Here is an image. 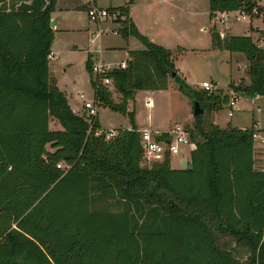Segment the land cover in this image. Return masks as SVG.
<instances>
[{
  "label": "trees",
  "instance_id": "1",
  "mask_svg": "<svg viewBox=\"0 0 264 264\" xmlns=\"http://www.w3.org/2000/svg\"><path fill=\"white\" fill-rule=\"evenodd\" d=\"M18 1L0 3V264H264V170L254 168L253 125L205 128L203 114L195 116L186 127L194 143L189 168L173 169L168 153L141 164L140 131L127 111L137 90L167 89L173 74L192 108L198 101L217 110L228 94L183 82L173 52L137 30L127 0L111 8L122 16L117 32L135 36L144 49L129 51L125 68L90 79L93 104L123 112L131 123L106 139L97 116L74 112L50 74L57 0ZM254 7L261 11L253 0H208L209 19L235 10L253 15ZM211 46L248 61L249 83L231 89L264 95L263 47L216 28ZM53 119L60 127L51 129ZM107 201L118 209L100 207Z\"/></svg>",
  "mask_w": 264,
  "mask_h": 264
},
{
  "label": "rangeland",
  "instance_id": "2",
  "mask_svg": "<svg viewBox=\"0 0 264 264\" xmlns=\"http://www.w3.org/2000/svg\"><path fill=\"white\" fill-rule=\"evenodd\" d=\"M83 1L86 2V7L83 10H79L80 13H77L76 18L78 19V25H80V27H84V29L78 33L75 42L71 41L70 47L72 48L69 50V52L63 53L61 59L59 60L52 59L50 61V74L54 77L56 86L65 95L66 100L72 110L83 109L84 100L93 102V89L90 79L94 77L95 73L92 71L90 73L86 68L88 53H99L102 58L103 51L104 59L109 61L115 60V53H109L110 49H108V51L106 48L107 46L101 48L102 46L100 38L102 37L104 42H106V40L112 42V40L116 39L119 35H115L112 30H118V17H122L119 15V13L113 12L110 8H105L109 12L106 18H102L100 21L92 20L88 16L87 7L88 5H95L94 0L89 4L87 3V0ZM105 2L106 0H102V2L101 0H97L99 6H96L104 8L103 3ZM236 15L232 13L230 18L231 20H234V23H232L230 28V32H232L234 36H252L257 31L264 30V17L261 15L249 17L247 20L241 18L236 19ZM207 20L209 19L206 14H200L192 20H184L183 18L182 22L186 26H189V22H194L195 24L193 25H198L207 22ZM208 25H210L211 31L213 28H216V30H218L221 34L222 32L224 33V30L227 28L220 22L214 21H212V24L208 21ZM226 33L227 32L224 34ZM93 34H95V37H93ZM193 37L194 35H189L188 38L186 36V38L190 41L193 40ZM254 40V43L257 46L264 48V40L261 35L258 34L255 36ZM180 46L184 47L185 45L180 44ZM201 50L202 51L200 52L188 50L182 55H177L176 59L174 60V68L178 77L192 88H201L200 84L202 81H209L214 85V92H222L224 94H228L229 96L231 87H228V84L237 85L242 80V77L244 78L247 73L245 69L246 65L248 64L247 59L241 52H234L231 54L230 59V53L224 51V49L221 48H218V50L222 51L218 52L209 51L210 49ZM118 55L119 53H117V56ZM173 83L174 85H172L168 91L163 93H155V96L152 97V101L154 100L155 103L154 106L152 105L148 107L146 103V98L148 97L147 94L138 93L135 106H132L130 109H139V114L143 120H146L149 113L152 114L154 123H158L157 126L160 128L170 127V130H172L177 125V123L183 125L186 130L187 128L192 127V123L184 122L190 120L192 117L194 120V116L190 115L192 112L189 113L188 109V106H190L188 100L191 102V108L192 101L187 95L179 90L178 84L174 81V79ZM107 86L110 88L112 94L116 92L112 86V83H109ZM80 94H84V98H80ZM112 97L114 98V96ZM115 98L117 97L115 96ZM257 103L264 107V98L257 101L256 105ZM203 109L205 128H207L211 123V114L212 117L218 115L216 118L220 123L219 125L224 126L222 128L227 126L234 127V124L245 125L249 127L250 124L252 125L251 121L253 112L255 111H253L254 108L249 99L241 95L237 101V109H234L232 112L233 115L230 116V125H227V122L225 121L229 111L227 104H223L219 109L215 110L216 112L208 111L206 108ZM84 111L85 110H83V112ZM131 111L134 113L133 110ZM262 112L264 114V110ZM97 119L105 131L116 130L125 124L131 125L127 114L118 110H113L108 106H97ZM58 125L59 124L54 119L51 120V129L60 127ZM188 154L189 146L180 145V154L173 157L174 161H177L176 167H181L179 161L182 158V155L187 156ZM154 161L156 160H142L141 164L150 166ZM100 207L108 210L118 209L113 201L102 202L100 203ZM222 241H225L228 244L227 247L232 246L233 240L230 237H223ZM244 253L245 251L241 250L239 252V256L243 257Z\"/></svg>",
  "mask_w": 264,
  "mask_h": 264
},
{
  "label": "crops",
  "instance_id": "3",
  "mask_svg": "<svg viewBox=\"0 0 264 264\" xmlns=\"http://www.w3.org/2000/svg\"><path fill=\"white\" fill-rule=\"evenodd\" d=\"M256 5L261 9V11L257 14L246 16L245 18H241L240 10L235 11H229L226 13L224 22L221 21H214L209 19V8H208V0H133V3L130 5L129 8V17L132 20V22L135 24L137 30L145 35L151 42L160 45L166 49H169L173 52L174 58L173 62L176 59L177 55L184 54L188 50H192L195 52L202 51L201 49H210L209 51L218 52L222 50H218V48H213L211 46V29L210 25H208V21L212 24V21L214 22H220L222 25L226 26V30H224V34L222 32V37L226 35H233L232 32H230V28L232 26V23H234V20H231L232 13L239 17V19L247 20L249 17L252 16H259L261 15L264 17V0H253ZM3 2V4H6L9 6V4L15 3V7H17L21 1L18 0H0V3ZM102 2V0H101ZM127 0H106L105 3H103L104 8H117L120 6L125 5ZM89 4V2L87 1ZM95 6H99L97 3V0H94ZM86 7V2L83 0H57L55 9L51 13V26L53 28V42L51 45V54L49 56V71H51L50 61L53 60H59L61 59L63 53L69 52V50L72 48L71 41H76V36L79 32H81L84 27H80L78 25V19L76 18L77 13H80L79 10H83ZM89 7V5H88ZM87 7V8H88ZM200 14H206L209 20L207 22L193 25L194 22H189V26H186L183 24L182 19L184 20H192L195 17L199 16ZM220 14V13H218ZM119 28V27H118ZM88 29V28H85ZM115 35L117 36L116 39L112 40V42H109L106 40L100 38L101 42V48L104 46H107V50L110 49L109 53H115L116 58L114 61H109L107 59H104L103 51H102V58L99 53L94 54L92 52H89L88 54H91L92 64H100L107 69L112 68H118L119 64L122 62H127L128 60V52L131 50H141L144 49V45L141 43L139 39H137L133 35H129L126 39L120 34L117 33V30H112ZM261 31H257L254 35H252V39L254 40V37L258 34L263 37L264 40V33ZM189 35H194L193 40H188ZM187 36V38H186ZM93 37H95V34H93ZM262 41V39H261ZM183 42V43H181ZM205 43V44H204ZM180 44H184L185 50L181 52H175L177 47H181ZM204 44L203 46H201ZM224 51H227L224 49ZM230 53L229 51H227ZM117 53L119 55L117 56ZM210 53V52H209ZM234 53V52H233ZM230 53V59L231 54ZM211 54V53H210ZM117 60V61H116ZM246 72L248 69V64L246 65ZM173 77L169 76L168 78V87L164 90H139L135 93L133 99H129L127 102V111L133 110L135 113L134 116V122L137 126V129L139 131L143 129H150L154 132H157L159 135H161L164 132H169L170 127L160 128L158 127V123H154L152 114L149 113L146 120H143L139 114V109L133 108L130 109L132 106H135L136 97L138 96V93L147 94V101L150 100L151 104L149 106H154V100L152 101V97L155 96L156 92H166L174 85L173 83ZM242 80H244L245 83H249V77L246 73L244 78L242 77ZM203 82V81H202ZM228 87H230V84H228ZM141 91V92H140ZM229 91V90H228ZM114 96L113 100L115 102H119L121 95L118 94V92H114L112 94ZM115 96L117 98H115ZM249 99V101L253 105V117H252V125L255 129V137L253 142V159H254V168L256 170L262 171L264 170V133L262 129H264V114L263 110L264 107L262 105H259L256 102L264 98V95H258L255 97H248L244 96ZM80 98H84V94H80ZM89 101V100H84ZM146 101V103H147ZM188 103L190 106H188L189 113L192 112L191 108V102L188 100ZM148 106V107H149ZM255 106V107H254ZM150 109V108H149ZM237 109V108H236ZM84 109H73L74 112L81 114ZM229 110V109H228ZM213 112H216L215 110ZM190 115L193 116L191 113ZM233 115V114H232ZM97 116V114H96ZM218 115H215L212 117L211 114V123L214 125L220 126L218 119L216 118ZM127 120V119H126ZM230 117L227 116L225 118V121L227 122V125L231 124L229 121ZM185 123H193V117L188 120L184 121ZM184 124V123H182ZM177 125H180L177 123ZM192 125V124H191ZM251 126V124H250ZM249 126V127H250ZM101 127V125H100ZM234 127L236 128H249L245 125H237L234 124ZM120 128H126L131 129V125L125 124L124 126ZM119 129V128H118ZM101 130H105L103 127H101ZM117 130V129H116ZM113 130V131H116ZM192 149V148H191ZM189 148V154L186 156L182 155V158L180 159V165L182 160L185 158L188 160L189 163V157H190V151ZM175 155L170 157V165L173 169H181V167H176L177 161H174L173 157ZM173 159V160H172Z\"/></svg>",
  "mask_w": 264,
  "mask_h": 264
},
{
  "label": "built area",
  "instance_id": "4",
  "mask_svg": "<svg viewBox=\"0 0 264 264\" xmlns=\"http://www.w3.org/2000/svg\"><path fill=\"white\" fill-rule=\"evenodd\" d=\"M89 3L93 0H87ZM88 16L90 19L95 21H100L102 18H106L108 16V11L105 8H100L95 5H90L87 10ZM227 12H222L220 14H216V16L213 18L214 21H221L224 22L225 16ZM253 14H257V8L254 7L251 11ZM246 16H249V14H246L245 12L241 11L240 17L245 18ZM236 19H239V17H236ZM116 33V32H115ZM222 36V35H221ZM127 64L125 62H122L119 64V68H125ZM92 70L96 73H104L108 69L100 64H92ZM102 83L104 85H108L109 83H112V81L105 77L102 80ZM201 89L207 90V91H213L214 85L209 81H203L200 84ZM240 97V94L231 89L229 91V100L227 103L228 106V116H232V112L234 109L237 108V101ZM151 104L150 100L147 101V105L149 106ZM83 109L84 114L86 116H95L97 114V107L93 104L91 101H84L83 103ZM101 130H98L96 134H99ZM116 135V131L108 130L105 131V138L111 139ZM168 138H164L163 140L158 141L157 138L160 136L157 132H154L150 129H143L140 131V145L142 148V160L150 161V160H160L162 159L166 153H168L170 156L178 155L180 154V145H188L189 148H194V143H192L189 139V134L187 130L184 128L183 125H176L172 130L168 132ZM255 137V134H254ZM58 167H63L62 163H59L57 165Z\"/></svg>",
  "mask_w": 264,
  "mask_h": 264
},
{
  "label": "water",
  "instance_id": "5",
  "mask_svg": "<svg viewBox=\"0 0 264 264\" xmlns=\"http://www.w3.org/2000/svg\"><path fill=\"white\" fill-rule=\"evenodd\" d=\"M174 76V74L172 75ZM204 112V109L200 106L199 102L198 101H194L193 102V108H192V114L193 116H198V115H201L203 114ZM181 165H182V168H189V165H188V160L187 159H183L182 162H181Z\"/></svg>",
  "mask_w": 264,
  "mask_h": 264
}]
</instances>
